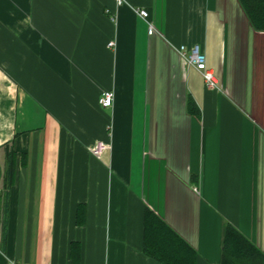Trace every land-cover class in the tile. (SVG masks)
I'll return each instance as SVG.
<instances>
[{"label":"crops","instance_id":"obj_1","mask_svg":"<svg viewBox=\"0 0 264 264\" xmlns=\"http://www.w3.org/2000/svg\"><path fill=\"white\" fill-rule=\"evenodd\" d=\"M193 44L219 89L181 59ZM6 145L0 264H161L146 208L197 264L220 263L225 223L264 250V32L239 0H0L2 174Z\"/></svg>","mask_w":264,"mask_h":264},{"label":"trees","instance_id":"obj_2","mask_svg":"<svg viewBox=\"0 0 264 264\" xmlns=\"http://www.w3.org/2000/svg\"><path fill=\"white\" fill-rule=\"evenodd\" d=\"M252 25L264 32V0H239ZM6 148V169L2 174L4 196L13 183L14 149ZM4 197V214L8 204ZM6 245V236L2 247ZM144 252L161 264H197V251L172 229L153 210L146 208L144 216ZM78 264V263H76ZM219 264H264V250L246 237L231 223H225L222 235V254Z\"/></svg>","mask_w":264,"mask_h":264},{"label":"built area","instance_id":"obj_3","mask_svg":"<svg viewBox=\"0 0 264 264\" xmlns=\"http://www.w3.org/2000/svg\"><path fill=\"white\" fill-rule=\"evenodd\" d=\"M117 2L118 4H122L125 0H117ZM138 13L148 22L149 33L152 34L155 32V26L149 19L150 13L148 9L141 8ZM112 44L114 43L111 42L110 45ZM177 51L185 64L193 66L200 71L208 88L219 89L218 81L212 69L208 66L207 55L200 44H193L190 46L181 45ZM99 102L104 108L112 107L114 103V92L112 90H103L100 95ZM110 148V143L98 141L90 147V152L96 157H101Z\"/></svg>","mask_w":264,"mask_h":264},{"label":"water","instance_id":"obj_4","mask_svg":"<svg viewBox=\"0 0 264 264\" xmlns=\"http://www.w3.org/2000/svg\"><path fill=\"white\" fill-rule=\"evenodd\" d=\"M1 174H2V170H1V166H0V179H1Z\"/></svg>","mask_w":264,"mask_h":264},{"label":"rangeland","instance_id":"obj_5","mask_svg":"<svg viewBox=\"0 0 264 264\" xmlns=\"http://www.w3.org/2000/svg\"><path fill=\"white\" fill-rule=\"evenodd\" d=\"M0 187H2V180H0Z\"/></svg>","mask_w":264,"mask_h":264}]
</instances>
